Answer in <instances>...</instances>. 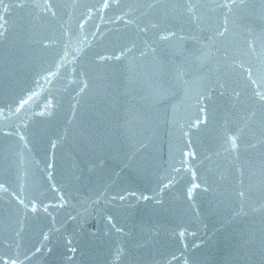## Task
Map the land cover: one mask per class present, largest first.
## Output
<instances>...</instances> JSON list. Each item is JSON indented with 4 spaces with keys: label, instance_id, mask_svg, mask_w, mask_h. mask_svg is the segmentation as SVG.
<instances>
[{
    "label": "water",
    "instance_id": "1",
    "mask_svg": "<svg viewBox=\"0 0 264 264\" xmlns=\"http://www.w3.org/2000/svg\"><path fill=\"white\" fill-rule=\"evenodd\" d=\"M0 264H264V0H0Z\"/></svg>",
    "mask_w": 264,
    "mask_h": 264
}]
</instances>
